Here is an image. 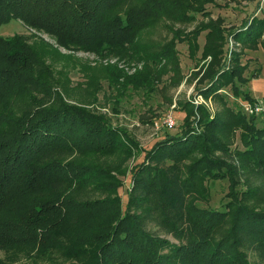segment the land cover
<instances>
[{
  "label": "trees",
  "instance_id": "obj_1",
  "mask_svg": "<svg viewBox=\"0 0 264 264\" xmlns=\"http://www.w3.org/2000/svg\"><path fill=\"white\" fill-rule=\"evenodd\" d=\"M204 1L208 0H0V26L20 18L53 35L62 47L97 54L137 53L145 62L177 61V41L187 42L196 53L198 38L208 29L201 57L210 55L212 60L202 72L207 85L199 91L223 105L226 100L219 89L226 86L237 98L254 100L241 89L255 77L245 76L244 51L233 52V65L222 69L227 37L217 24L179 29L155 55L147 48L134 49L144 29L164 17L195 18V13L205 12L199 3ZM243 26L229 35L264 51V13ZM117 76L134 86L151 85L153 79L142 70L130 75L118 70ZM49 78L51 67L25 36L0 35V248H57L74 259L68 264H255L247 250L264 260V211L243 203L235 164L213 154L229 152L231 137L241 128L243 148L238 155L253 159L264 173V121L259 125L256 116L246 117L229 105L211 118L200 107L204 130L199 132L189 122L191 108L182 132L156 142L145 160L132 168L134 184L124 209L118 197L82 198L73 191L76 183H94V177L106 171L82 163L77 155L118 150L123 131L103 114L66 103ZM224 178L230 181L227 208L199 207L197 201L208 192L199 194L197 186ZM145 199L154 204L148 217L177 242L149 229L146 219L130 210L133 202ZM0 264L40 263L0 259Z\"/></svg>",
  "mask_w": 264,
  "mask_h": 264
},
{
  "label": "rangeland",
  "instance_id": "obj_2",
  "mask_svg": "<svg viewBox=\"0 0 264 264\" xmlns=\"http://www.w3.org/2000/svg\"><path fill=\"white\" fill-rule=\"evenodd\" d=\"M199 3L205 8V12L195 13V18L187 16L162 18L142 31L137 42L139 44H136L134 49L136 52H144L147 48V53L155 55L163 44L175 37V31L179 29L190 31L204 25L217 24L224 29L227 37L222 69L224 67L229 69L230 65H233L230 61L233 52L244 51L241 60L243 63L248 62L245 76L255 77L241 85V89L249 91L254 100L260 99L263 96L255 97L254 94L264 92L263 48L245 46L229 34L244 27L245 21L253 17L261 18L264 13V0H208ZM207 33L208 29L201 32L196 53L191 51L187 42L177 41V61L165 58H157L154 61L150 58L145 62L137 53L124 55L123 52L107 51L104 54H97L78 47L70 49L62 47L53 35L28 26L20 18L12 19L0 26L2 36L26 37L28 43L51 67L53 78L49 80L51 79L55 90L61 92L66 103L103 114L108 117L111 124L123 131V143L118 150L103 154L77 155L76 158L82 163L98 165L106 171L95 176L94 183L73 185L75 196L93 199L118 197L126 209L125 205L129 203V194L134 184L132 168L145 160L146 151L156 142L166 135L182 132L187 125L185 121L187 112L191 108L193 113L189 117V122L198 126L199 132L204 130L200 123L203 111L200 107L205 108L211 118L225 105L248 117L242 106L246 99L234 96L229 86L219 89V93L225 96L224 105L214 96L202 93V98L197 95L200 92L199 88L207 85L208 80L202 78V72L212 60L210 55L204 59L201 57ZM118 70H124L125 75L136 74L140 70L147 74L152 73V84L134 86L126 83L124 77L117 76ZM19 104L22 106L24 102L20 101ZM174 104L175 107L172 109ZM171 110L176 117V125L168 128L163 126L162 119ZM252 116L256 115H250V118ZM256 117L258 124L261 125L264 118ZM228 147L229 152L216 150L213 154L235 164L237 168L235 179L238 182L236 189L243 193V203L253 210L264 211V173L257 170L253 159L243 158L237 153L243 148L241 128L234 132ZM186 161L190 163L191 159L187 158ZM197 187L199 194L208 192V197L205 195L197 201L199 207L223 211L227 208L230 200L228 178L204 180ZM153 205L150 199L139 200L131 204L130 210L146 219L149 229L177 242L172 235L164 231L162 224L156 222L154 217H148L149 212L154 210ZM246 252L255 264H264L258 253L251 250ZM0 259L40 264H68L74 260L66 257L57 248L38 252L28 247L0 248Z\"/></svg>",
  "mask_w": 264,
  "mask_h": 264
},
{
  "label": "built area",
  "instance_id": "obj_3",
  "mask_svg": "<svg viewBox=\"0 0 264 264\" xmlns=\"http://www.w3.org/2000/svg\"><path fill=\"white\" fill-rule=\"evenodd\" d=\"M199 97L203 98L202 93L197 94ZM246 114L248 116L250 115H256V116H262L264 117V96L260 99L255 100H245V102L242 104ZM175 107V104L173 105L172 109ZM163 126L168 128H173L176 125V117L174 116L173 110L168 112L162 119Z\"/></svg>",
  "mask_w": 264,
  "mask_h": 264
},
{
  "label": "crops",
  "instance_id": "obj_4",
  "mask_svg": "<svg viewBox=\"0 0 264 264\" xmlns=\"http://www.w3.org/2000/svg\"><path fill=\"white\" fill-rule=\"evenodd\" d=\"M254 95H255V97H258V96H264V92L259 91V93L256 92Z\"/></svg>",
  "mask_w": 264,
  "mask_h": 264
}]
</instances>
